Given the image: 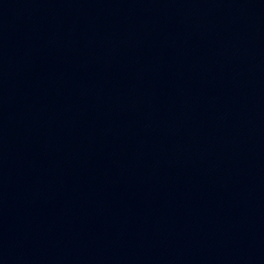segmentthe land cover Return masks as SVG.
<instances>
[{"label": "water", "instance_id": "obj_1", "mask_svg": "<svg viewBox=\"0 0 264 264\" xmlns=\"http://www.w3.org/2000/svg\"><path fill=\"white\" fill-rule=\"evenodd\" d=\"M0 264H264V0H0Z\"/></svg>", "mask_w": 264, "mask_h": 264}]
</instances>
